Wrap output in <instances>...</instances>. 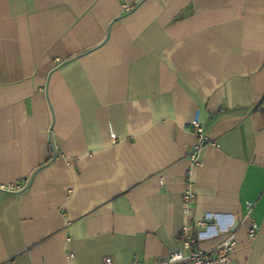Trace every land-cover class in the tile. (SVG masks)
I'll list each match as a JSON object with an SVG mask.
<instances>
[{"label":"crops","instance_id":"1","mask_svg":"<svg viewBox=\"0 0 264 264\" xmlns=\"http://www.w3.org/2000/svg\"><path fill=\"white\" fill-rule=\"evenodd\" d=\"M10 183L0 264H264V0H0Z\"/></svg>","mask_w":264,"mask_h":264},{"label":"built area","instance_id":"2","mask_svg":"<svg viewBox=\"0 0 264 264\" xmlns=\"http://www.w3.org/2000/svg\"><path fill=\"white\" fill-rule=\"evenodd\" d=\"M127 10L131 9L130 5L125 6ZM191 129L196 133L198 137V141L196 144V150L192 155V159L195 164H200V156L201 152L204 149V147L211 145H215L214 142L210 141L209 137L205 134L204 124L201 119V111L197 110L195 113L194 118L190 122ZM114 136V135H113ZM115 138V137H114ZM25 189L24 186L20 185L19 183H10L8 185L1 184L0 185V191L2 192H22ZM194 197L193 192H188L186 194V199L191 200ZM221 215H213L208 214L207 218H218V220L221 218ZM204 226H206L205 223H202ZM214 232V228L211 226H207V230L200 233V237L204 238L206 236H212L211 233ZM252 235L255 234V229L253 228L251 230ZM196 239L194 237H188L186 240V248H192L194 242ZM234 245L235 240L232 233H229L228 238L219 246L213 248L211 251H196L191 253V255L188 257V259L193 264H229L231 262V254L234 251ZM70 258L74 257V254L70 253ZM186 260V257L181 252H174L172 255L169 256V258L162 263L158 264H169V263H179ZM106 264H119L116 261H114L113 258L107 257L106 258ZM132 264H142L139 260H135L132 262Z\"/></svg>","mask_w":264,"mask_h":264}]
</instances>
